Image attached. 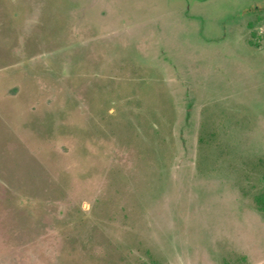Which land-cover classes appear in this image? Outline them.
I'll return each mask as SVG.
<instances>
[{
    "label": "rangeland",
    "instance_id": "374dc122",
    "mask_svg": "<svg viewBox=\"0 0 264 264\" xmlns=\"http://www.w3.org/2000/svg\"><path fill=\"white\" fill-rule=\"evenodd\" d=\"M264 0H0V264H264Z\"/></svg>",
    "mask_w": 264,
    "mask_h": 264
},
{
    "label": "trees",
    "instance_id": "16d2710c",
    "mask_svg": "<svg viewBox=\"0 0 264 264\" xmlns=\"http://www.w3.org/2000/svg\"><path fill=\"white\" fill-rule=\"evenodd\" d=\"M263 199H259L258 200V204H259V207L261 208V209H263L264 208V204H263V201H262Z\"/></svg>",
    "mask_w": 264,
    "mask_h": 264
}]
</instances>
